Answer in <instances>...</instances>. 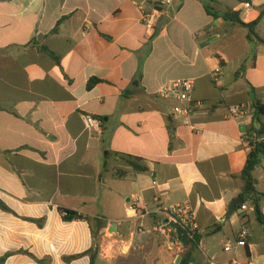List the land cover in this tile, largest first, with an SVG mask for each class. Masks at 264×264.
<instances>
[{"label":"crops","instance_id":"obj_1","mask_svg":"<svg viewBox=\"0 0 264 264\" xmlns=\"http://www.w3.org/2000/svg\"><path fill=\"white\" fill-rule=\"evenodd\" d=\"M208 6L216 17L201 0H173L150 35L132 0H0L5 264H89L93 232L94 264H173L177 255L187 264H264L252 204L226 215L243 187L244 137L252 128L264 137V114L253 118L254 104L264 105V0ZM228 11L251 28L223 18ZM91 78L99 82L87 88ZM182 79L201 103L191 116L197 132L171 116L175 100L156 95ZM233 105L246 115L231 116ZM84 114L102 121L100 134L85 129ZM253 177L264 194V160ZM175 204H187L197 224V244L180 252L152 230L159 209ZM58 207L97 224L63 221ZM243 225L246 246L223 251Z\"/></svg>","mask_w":264,"mask_h":264},{"label":"built area","instance_id":"obj_2","mask_svg":"<svg viewBox=\"0 0 264 264\" xmlns=\"http://www.w3.org/2000/svg\"><path fill=\"white\" fill-rule=\"evenodd\" d=\"M133 5L139 11V21L144 26L146 32L150 35L154 34L160 26L162 19L169 16V10L173 4V0H132ZM214 38H219L220 34L215 33ZM219 69H215L214 73L217 74ZM215 80V79H214ZM193 81L190 79L174 80L163 86H161L156 95L162 99H173L177 103L170 108V114L173 117H181L182 124L190 127L191 129L198 131L193 127L191 122L192 113L201 106V103L195 101L192 96ZM229 113L235 119H240L246 115L245 110L240 105H233L229 108ZM84 127L87 131L98 133L102 132V121L95 118L91 114L83 115ZM249 140H264L261 136L256 138L253 134ZM247 150L252 149V146L248 144L244 138ZM134 203L138 202L135 197L132 200ZM246 203L243 202L239 206L240 212L246 210ZM158 213L162 216V219L155 222L153 225V232L163 239L164 243L172 251L180 252L183 244L180 237L175 233V228L181 229L187 236L188 240L193 239L197 234V224L193 211L187 204H175L168 207L159 209ZM249 228L247 226H241L237 232L236 240L234 242H227L223 247V251H231L233 243L238 246L245 247L246 239L249 235ZM217 264V263H209ZM226 264H253L252 262H240L236 258H232Z\"/></svg>","mask_w":264,"mask_h":264},{"label":"trees","instance_id":"obj_3","mask_svg":"<svg viewBox=\"0 0 264 264\" xmlns=\"http://www.w3.org/2000/svg\"><path fill=\"white\" fill-rule=\"evenodd\" d=\"M204 3L205 9L208 13L213 15L214 17L217 16L215 12H213L210 7L208 6V3L210 0H201ZM223 18L225 19H234L236 22H238L241 25H244L248 28H251V24H243L240 22V20L237 18V16L233 12H225L223 13ZM42 50L45 52H48L49 55L53 56V58H56L52 52H50L46 47H41ZM97 82H99V79L96 78H91L87 84V88H91L93 85H95ZM255 111L253 113V118L255 121L260 123V116L264 114V105L260 104L259 102L254 104ZM255 135L256 138H259L262 136V129L261 128H252L249 132L246 133L245 139L248 142L250 146H252V149H250L247 153L246 161L243 165L242 168V173H241V178L243 180V187L242 191L240 193V197L243 199L244 202L248 201L252 204L254 207V212L256 216L257 222L263 227L264 229V214L260 210V200L263 197V193L258 192L255 189V184H254V177H253V172L256 168L257 165H261L264 160V140H249V138L252 135ZM107 154V153H106ZM133 169L135 170H143L145 167L144 166H139L136 167L135 163H131ZM0 208L9 211V209L0 201ZM58 212L61 214L63 221H73V220H86L89 222V218L85 217L81 214H79L75 210L63 208V207H58L57 208ZM96 220V219H95ZM36 222L40 223L41 220H35ZM95 224H97V220L95 221ZM198 242V236L197 234L194 236L193 239L188 240V243L184 246L190 245L191 247L196 245ZM89 253V259L90 262L89 264H94L95 259L97 257L98 253V242L96 239V236L93 232V241H92V246L90 250L87 252ZM10 255V253H6L2 256H0V264H5L7 257ZM80 255H74V256H69V257H64V261H70L73 260ZM180 264H187L183 262V259L181 260Z\"/></svg>","mask_w":264,"mask_h":264},{"label":"water","instance_id":"obj_4","mask_svg":"<svg viewBox=\"0 0 264 264\" xmlns=\"http://www.w3.org/2000/svg\"><path fill=\"white\" fill-rule=\"evenodd\" d=\"M259 166L260 165H257L256 168H258ZM254 184H256V180H254ZM242 204H243V199L241 197L234 198L228 205L226 215L230 217ZM113 226H115V224H113ZM175 233L180 237L183 245H186L188 243V238L181 229L175 228ZM180 261H181V256L177 255L173 264H180Z\"/></svg>","mask_w":264,"mask_h":264},{"label":"rangeland","instance_id":"obj_5","mask_svg":"<svg viewBox=\"0 0 264 264\" xmlns=\"http://www.w3.org/2000/svg\"><path fill=\"white\" fill-rule=\"evenodd\" d=\"M90 221H91V222L93 223V225H94L96 220H95V219H92V220L89 219V222H90Z\"/></svg>","mask_w":264,"mask_h":264}]
</instances>
